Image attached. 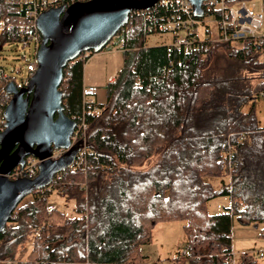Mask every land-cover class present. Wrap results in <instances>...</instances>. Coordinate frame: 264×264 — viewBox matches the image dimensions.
Here are the masks:
<instances>
[{"label":"trees","instance_id":"1","mask_svg":"<svg viewBox=\"0 0 264 264\" xmlns=\"http://www.w3.org/2000/svg\"><path fill=\"white\" fill-rule=\"evenodd\" d=\"M24 14L20 0H0V47L33 42L21 33ZM143 23L131 15L107 48L124 39L123 65L105 101L95 100L96 116L84 103L88 58L64 69V112L88 123L87 162L18 205L0 233V264H143L141 246L157 223L172 220L185 221L188 235L175 261L189 264H235V216L263 224L264 236V126L255 109L264 97L262 50L250 40L207 51L149 46ZM3 73L0 80L16 82ZM54 193L69 210L49 209ZM219 196L231 205L210 213ZM238 264L264 263L243 253Z\"/></svg>","mask_w":264,"mask_h":264},{"label":"water","instance_id":"2","mask_svg":"<svg viewBox=\"0 0 264 264\" xmlns=\"http://www.w3.org/2000/svg\"><path fill=\"white\" fill-rule=\"evenodd\" d=\"M157 1L89 0L39 15L38 68L27 84L18 86L11 80L6 85L11 99L3 112L5 128L0 131V233L25 196L51 184L56 173L76 158L78 147L71 146V136L77 121L65 114L60 88L64 69L84 51L103 50L129 22L133 10L149 9ZM190 1L196 15L202 16L204 0ZM54 149L67 151L53 160ZM29 156L40 160L38 175L10 178Z\"/></svg>","mask_w":264,"mask_h":264},{"label":"built area","instance_id":"3","mask_svg":"<svg viewBox=\"0 0 264 264\" xmlns=\"http://www.w3.org/2000/svg\"><path fill=\"white\" fill-rule=\"evenodd\" d=\"M89 0H20V8L24 11L21 20V33H30L32 40L36 44V53L29 65V75L25 84L38 68L37 50L41 43V33L37 27L39 15L51 8L59 7L63 4H73ZM202 16H197L195 7L190 0H158L149 9L133 10L131 15L141 18L146 37L156 35L161 38L162 44L190 52L193 49L207 51L213 43H243L253 41L264 57V0H204L202 2ZM216 27L214 33L211 26ZM1 28L4 23L1 22ZM125 26L120 30H124ZM159 44V45H162ZM125 47L124 39L114 46L115 50L123 51ZM94 52L84 51L78 58L87 59ZM7 77V75H4ZM5 84L0 89V131L5 128L6 119L3 115L5 107L11 99V94L7 93ZM97 88L94 86H84V103L88 108V113L96 116L99 108L94 104V96ZM90 107V108H89ZM88 123L84 118L77 122V126L71 136V146H77L78 152L72 164H86V157L90 152L87 144ZM67 149H54L51 158H60ZM40 171V160L29 156L25 165H18L9 175L12 179L20 177L33 178ZM63 170L56 173L60 176ZM54 176V177H55ZM55 204L49 205V209H55ZM263 256L264 253H259ZM14 263V262H13ZM15 264V263H14Z\"/></svg>","mask_w":264,"mask_h":264},{"label":"rangeland","instance_id":"4","mask_svg":"<svg viewBox=\"0 0 264 264\" xmlns=\"http://www.w3.org/2000/svg\"><path fill=\"white\" fill-rule=\"evenodd\" d=\"M211 28L215 33L216 27L214 24H212ZM115 41H117L116 35L103 50L94 52L86 60L84 65V81L87 84L92 83L97 87V94L94 96V99L99 102L105 101L107 95L106 85L117 72V66L121 62L118 61V57L114 52H110L107 49ZM146 42L149 46H154L162 44L164 41H161V38L156 35H151L147 38ZM35 47L34 41L29 44L23 42L3 44L0 47V71H3L4 75L13 77L17 84L22 85L28 78L29 65L35 54ZM3 77L6 78V76ZM7 83L0 80V89ZM255 109L261 125L264 126V97L256 99ZM225 180L228 183L231 182L230 176L225 177ZM209 181L216 189L222 187L220 178L212 177L209 178ZM31 197L32 193L25 196L20 203L29 200ZM49 201L59 208L68 209L67 202L55 193L49 197ZM231 203V197L219 196L208 202V211L215 214L220 213L224 211L226 206H230ZM69 212L73 213L71 211ZM184 225L185 221L183 220L157 223L152 230L151 242L141 246L142 253L149 256L145 264H189L186 260L175 261L177 255L187 249L188 235ZM262 228L263 224L261 223L258 225L254 223L245 224L236 216L234 217L232 241L235 264L240 262L241 254L243 253L254 254L260 262L264 263V255H259V253H264V236L261 234Z\"/></svg>","mask_w":264,"mask_h":264},{"label":"crops","instance_id":"5","mask_svg":"<svg viewBox=\"0 0 264 264\" xmlns=\"http://www.w3.org/2000/svg\"><path fill=\"white\" fill-rule=\"evenodd\" d=\"M108 51H110V52H114L115 54H116V56L118 57V61H121V62H119V64H118V66H117V71L122 67V65H123V52L122 51H120V50H115L114 49V47L112 48V49H110V50H108ZM117 73V72H116ZM116 73H115V75H116ZM115 75L112 77V79H110L109 81H112L114 78H115ZM84 84L85 85H91V86H94V87H96L94 84H92V83H86L85 81H84ZM97 88V87H96ZM97 94V93H96ZM143 264H145V263H143ZM160 264V263H159Z\"/></svg>","mask_w":264,"mask_h":264},{"label":"flooded vegetation","instance_id":"6","mask_svg":"<svg viewBox=\"0 0 264 264\" xmlns=\"http://www.w3.org/2000/svg\"><path fill=\"white\" fill-rule=\"evenodd\" d=\"M6 78H8V75H7V77ZM11 79L10 78H8V82L10 81ZM25 84V82L22 84V85H24ZM18 86H22V85H19V84H17Z\"/></svg>","mask_w":264,"mask_h":264},{"label":"bare ground","instance_id":"7","mask_svg":"<svg viewBox=\"0 0 264 264\" xmlns=\"http://www.w3.org/2000/svg\"><path fill=\"white\" fill-rule=\"evenodd\" d=\"M126 26V25H125Z\"/></svg>","mask_w":264,"mask_h":264}]
</instances>
